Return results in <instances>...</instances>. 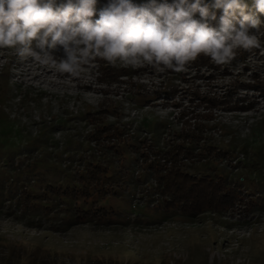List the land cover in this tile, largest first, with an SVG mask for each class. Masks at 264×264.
<instances>
[{"label": "rangeland", "instance_id": "rangeland-1", "mask_svg": "<svg viewBox=\"0 0 264 264\" xmlns=\"http://www.w3.org/2000/svg\"><path fill=\"white\" fill-rule=\"evenodd\" d=\"M240 53L229 64L212 67L199 66L197 58L181 72L96 58L71 75L0 48V117L5 119L0 128L15 123L23 129L20 151L0 150V183L12 177L13 186H26L32 180L29 191L37 197L48 182L65 187L89 163H117L112 167L118 166L120 177L115 187H105L115 194L110 192L106 203L113 214L97 221L104 224H74L55 202L49 212L41 205L23 209L15 198L5 202L0 206V264H264V95L239 88L234 100L244 97L251 107L246 112H225L198 97H221L237 81L252 84L255 75L264 81V50ZM52 54L64 57L60 46ZM117 73L126 76L102 83ZM101 122L123 131L114 148L91 137ZM189 129L202 130V144L230 155L201 163L183 160L184 169L219 174L257 195L255 210L242 206L225 215L186 217L162 208L153 179L141 176L144 163L155 159L157 149L181 144L180 133ZM130 142L146 153L145 159L130 155L123 160Z\"/></svg>", "mask_w": 264, "mask_h": 264}, {"label": "clouds", "instance_id": "clouds-1", "mask_svg": "<svg viewBox=\"0 0 264 264\" xmlns=\"http://www.w3.org/2000/svg\"><path fill=\"white\" fill-rule=\"evenodd\" d=\"M97 3L0 0V48L71 75L96 58L181 72L200 56L225 65L238 50H264V22L255 14H264V0H107L99 10ZM250 5L255 13L246 11ZM57 46L63 58L53 56Z\"/></svg>", "mask_w": 264, "mask_h": 264}, {"label": "trees", "instance_id": "trees-1", "mask_svg": "<svg viewBox=\"0 0 264 264\" xmlns=\"http://www.w3.org/2000/svg\"><path fill=\"white\" fill-rule=\"evenodd\" d=\"M106 2L107 0H98L96 5L97 10L103 8ZM135 2L139 4L146 2V0H135ZM215 11L218 20L221 10ZM246 11L255 13V9L251 5ZM255 14L264 22V14ZM95 18L94 16L93 19ZM194 18H199L198 14ZM209 24L211 27L218 26L217 21H209ZM261 27H264V25ZM261 32V39L264 40V28ZM242 51L258 52V49L238 50L237 53L241 54L240 52ZM198 63L199 66H214V63L210 62L209 58L204 56L198 57ZM105 70V66L100 67V71H103L104 74ZM123 74L125 73H117L115 75L116 78L113 80L105 77V79H102V83L110 84L118 82L119 77L126 76V74ZM236 83L230 89L226 90L221 97L209 96L207 99L201 95H198V97L203 102L205 101L213 106H221L225 112L249 111L251 107L249 105L245 106V98L238 97L234 100V94L239 88H246L264 95V81L258 75H255V81L252 84L237 83L236 85ZM99 113L100 111H98ZM4 120V118L0 117V122H4ZM96 125L95 133L91 134L93 140L97 144L100 140H107L111 143V148H114V142L117 141L119 135L123 134V131L113 124L106 125L101 122L99 125L98 123ZM13 130H15V134ZM22 133L23 129H17L15 123L7 125L4 128L2 126L0 128V137H3L6 143L0 145V150L10 149L11 151H20L21 146L18 145L17 140L21 137ZM202 134V130L199 129H189L185 133H180L179 137H183L181 144L174 145L167 150L157 149L154 152L155 159L150 163H144V171H146V174L141 173V176L143 175L146 178L148 174L150 175V179H153L155 190L162 197V208L165 211H171L173 215L181 214L186 217H195L205 213L225 215L227 212L234 211L242 206H245L244 208L253 206L255 210L256 206L254 204L257 205V195H252V193L250 195L248 190L229 183L227 178L219 174L197 175L191 174L184 169L183 160L201 163L212 158V156L229 158L230 151L222 150L216 145L202 144L204 139ZM148 147L154 146L149 145ZM127 149L129 155H125L123 160L128 159L130 155H134L137 161L139 157L143 159L146 157V153L133 142L127 143ZM115 151L118 152L117 149ZM4 160H6V157H2V162H5ZM8 161H11V159L7 158L6 162ZM113 164L117 165V163H110L108 166L89 163L84 172H79L75 178L68 180L65 187H61L62 185L59 182H48L45 190L42 192L43 195L40 193L37 197L32 195L29 189L35 182L30 180L32 184L28 185L27 183L26 186H20V183H14L16 186H13L14 181L12 177H9L10 179L8 181L0 183V206L5 204V202H11L15 198L16 202L23 209L29 208L31 205L32 207L41 205L42 208H46L49 212L55 202L63 208L64 213L61 212V214H64L65 217L67 216L74 224H78L77 222L88 223L91 221H94L96 224H104V222L98 223L97 221H103L106 219V216L113 214V207L107 206L106 203L110 192L115 194L114 188L106 189L105 187L108 185L115 187L114 182L119 183L118 181L120 180L116 169L118 166L113 168ZM118 171L122 172L120 170ZM127 173L125 172L124 177L128 175ZM111 179L112 182L110 181V183L108 180ZM138 180L140 181L141 179L138 177L136 184H138ZM48 194L51 195L50 198L46 197ZM247 196L248 199L246 198ZM143 208L148 209L149 205Z\"/></svg>", "mask_w": 264, "mask_h": 264}]
</instances>
